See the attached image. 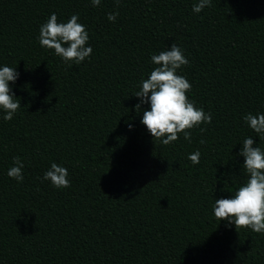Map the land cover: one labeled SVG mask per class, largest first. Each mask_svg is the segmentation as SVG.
<instances>
[{
	"label": "trees",
	"instance_id": "16d2710c",
	"mask_svg": "<svg viewBox=\"0 0 264 264\" xmlns=\"http://www.w3.org/2000/svg\"><path fill=\"white\" fill-rule=\"evenodd\" d=\"M195 2L0 0V64L19 73L10 84L21 105L0 118V264H264V234L211 210L246 180L236 153L255 133L242 116L264 111V0H211L193 13ZM52 12L78 14L89 58L63 62L39 45ZM172 43L189 61L178 69L188 97L212 119L186 129L190 143L178 133L164 145L132 94L150 55ZM13 157L19 183L6 175ZM51 162L68 169V187L41 179Z\"/></svg>",
	"mask_w": 264,
	"mask_h": 264
},
{
	"label": "clouds",
	"instance_id": "9594fccd",
	"mask_svg": "<svg viewBox=\"0 0 264 264\" xmlns=\"http://www.w3.org/2000/svg\"><path fill=\"white\" fill-rule=\"evenodd\" d=\"M93 7L98 6L101 0H89ZM119 3V0H116ZM211 0H196L192 5V12L199 13ZM118 12L106 14L107 20L114 22ZM42 48L50 49L59 56L63 62L79 64L90 57L91 44H88L89 33L86 26L79 22L78 14L70 15L66 20L58 21L55 12L49 14L39 26L37 36ZM188 59L182 49L172 43L169 47L158 53L150 55L153 65L146 78L141 77L137 90L132 94L138 98L134 105L137 112L141 105H147L142 110L140 123L161 144L168 145L178 139V133L191 142L192 129L203 124L211 123V115L203 107L195 103L187 95L191 84L186 75L180 74L178 69L188 64ZM19 73L15 68L0 64V118L5 121L12 119L17 109L21 106L12 91ZM247 127L255 136H245L240 141L237 156L243 157L242 166L246 173V180L239 184L229 196L214 199L211 205L212 215L225 220L226 226L247 227L252 232L264 234V148L258 141L264 139V111L249 112L242 116ZM128 128L133 125L129 123ZM254 137L258 141L254 143ZM203 143V140L201 141ZM199 150L188 154L187 158L193 163H199ZM13 163L6 175L16 182H22L24 163L19 157L12 158ZM42 180H47L54 188L69 186L68 169L61 164L51 162L43 172Z\"/></svg>",
	"mask_w": 264,
	"mask_h": 264
}]
</instances>
